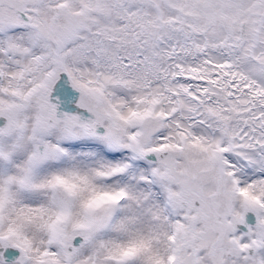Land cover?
<instances>
[{"label":"snow or ice","instance_id":"6c2138e0","mask_svg":"<svg viewBox=\"0 0 264 264\" xmlns=\"http://www.w3.org/2000/svg\"><path fill=\"white\" fill-rule=\"evenodd\" d=\"M0 264H264V0H0Z\"/></svg>","mask_w":264,"mask_h":264}]
</instances>
